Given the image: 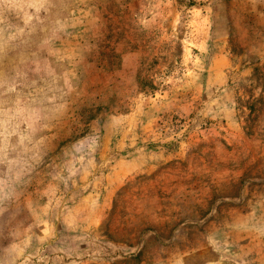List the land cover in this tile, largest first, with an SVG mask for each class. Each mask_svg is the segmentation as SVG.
I'll use <instances>...</instances> for the list:
<instances>
[{"label":"rangeland","instance_id":"1","mask_svg":"<svg viewBox=\"0 0 264 264\" xmlns=\"http://www.w3.org/2000/svg\"><path fill=\"white\" fill-rule=\"evenodd\" d=\"M0 264H264V0H0Z\"/></svg>","mask_w":264,"mask_h":264}]
</instances>
